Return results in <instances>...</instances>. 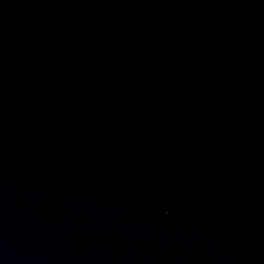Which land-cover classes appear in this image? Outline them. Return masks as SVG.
I'll use <instances>...</instances> for the list:
<instances>
[{
	"label": "water",
	"instance_id": "obj_1",
	"mask_svg": "<svg viewBox=\"0 0 264 264\" xmlns=\"http://www.w3.org/2000/svg\"><path fill=\"white\" fill-rule=\"evenodd\" d=\"M0 264H264V0H0Z\"/></svg>",
	"mask_w": 264,
	"mask_h": 264
}]
</instances>
